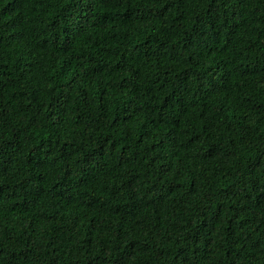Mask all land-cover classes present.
Segmentation results:
<instances>
[{
  "label": "trees",
  "instance_id": "obj_1",
  "mask_svg": "<svg viewBox=\"0 0 264 264\" xmlns=\"http://www.w3.org/2000/svg\"><path fill=\"white\" fill-rule=\"evenodd\" d=\"M0 264H264V0H0Z\"/></svg>",
  "mask_w": 264,
  "mask_h": 264
}]
</instances>
